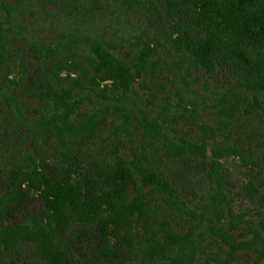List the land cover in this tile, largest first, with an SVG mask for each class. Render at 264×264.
<instances>
[{
    "label": "rangeland",
    "instance_id": "1",
    "mask_svg": "<svg viewBox=\"0 0 264 264\" xmlns=\"http://www.w3.org/2000/svg\"><path fill=\"white\" fill-rule=\"evenodd\" d=\"M210 2L208 15H198L199 21L191 25L179 24L173 37L214 45L219 30ZM83 7L82 0H0V96L12 93L25 109L33 108L32 115L34 110L38 115L42 109L29 102L27 86L50 70L66 81L71 77L83 84L76 91L80 122H90L91 112L98 113L99 121L72 139L71 153L50 138L37 140L36 148L28 141L27 149V132L11 134L0 125V196L7 193L12 157L30 150L37 167L50 172L64 166L61 151L69 154L66 166L71 169L61 172L72 194L97 192L98 184L105 185L113 175L118 158L130 160L143 154L153 170L169 176L177 196L170 198L150 183L129 186L124 215L143 207L148 217L113 222L107 237L99 224L71 223L60 229L63 264H161L178 257L184 259L182 264H264V89L255 91L245 78L221 68L191 69L189 88L173 85L164 64L172 62L171 55L177 56L154 31L159 25L152 27L141 12L125 13L107 0L98 7ZM103 38L115 39L116 49L134 68L145 63L148 69L154 60L160 65L136 75L126 92L97 96L91 93L95 85L85 78L89 57L83 51ZM28 72L34 74L29 85ZM254 99L259 105L251 112L244 110V104ZM238 105L243 108L234 109ZM5 107L4 102L2 122ZM213 160L227 171L224 197L216 194L209 179ZM22 187L31 198L5 216L18 237L12 249L4 250L3 264H46L39 253L48 256L46 245L39 246L43 240L39 227L47 216L37 193L26 184ZM220 211L225 214L219 218ZM108 212L105 209L103 214ZM226 238L235 245L234 251ZM153 242L159 248L154 249Z\"/></svg>",
    "mask_w": 264,
    "mask_h": 264
},
{
    "label": "trees",
    "instance_id": "2",
    "mask_svg": "<svg viewBox=\"0 0 264 264\" xmlns=\"http://www.w3.org/2000/svg\"><path fill=\"white\" fill-rule=\"evenodd\" d=\"M82 1L85 9L98 7L101 2V0ZM210 1L107 0V3H112L118 8L120 6L125 13L141 12L152 27L159 25L158 30H152L160 33L165 43L175 50L177 56L174 58L171 55L172 62L164 64L166 68L164 70L172 75L173 85L183 84L189 88L191 85L187 76L190 75L191 69L215 71L221 68L233 74L235 78H245L247 85L249 87L252 85L255 91L263 90L264 0H212L215 6L212 19L219 30V37L214 45L205 40L200 42L196 39L190 41L179 36L173 37V34L177 33L179 24L184 22L191 25L199 21L197 20L198 15H208L211 9ZM115 41L111 38L99 39L90 50L83 51V54L89 57L88 67L84 71L85 78L95 85L91 93L97 96L105 97L103 94L108 91L112 95L122 91L126 92L133 86L136 75L140 77L150 67L160 65L159 60H156L157 62L154 60L148 69L144 68L145 63L139 68L132 67L116 49ZM68 50L71 51V48ZM35 52L40 58L37 48ZM134 71H137V74H134ZM33 79L34 74L28 72L27 81L25 80L27 84ZM100 82H107L106 86L101 88ZM108 83L110 86H107ZM80 86L83 87V84L78 80L70 77L69 81H66L59 73L46 71L43 76L33 81L31 86H27L30 87L29 102H37L42 109L41 113L35 115L37 113L34 110L35 114L32 115L30 112L33 110L32 107L25 109L14 94L3 93L0 96V106L2 107L5 102L7 107L2 112L4 120L0 121V125L4 124L11 134L21 135L27 132L26 140H29L24 141L27 149H29L28 141L32 147L34 145L36 148L37 145L34 143L37 140L42 139L47 142L50 138L51 141H55L71 153L73 149L69 144L72 139L88 131L90 123L94 127L99 125L97 112L89 114L90 122L86 120L80 122L77 118L80 101L76 91ZM257 105H259L258 100L254 99L253 103L244 104V110L251 112ZM242 108L243 106L238 105L234 109ZM30 154H32L31 150L18 158L14 154L10 180L6 182L7 193L0 196V264H3L4 250L12 249L18 237L13 226L5 223V216L14 208L25 206L31 198L30 191L23 188L22 184H26L31 191L34 190L37 193L47 216L39 227L43 234V240L39 246L42 249L46 245L48 256L44 257L41 250L39 253L46 260V264H63L65 251L59 241V234L60 229L66 228L71 223L99 224L105 231L104 236L107 237L113 222L129 220L133 216H136L140 222L144 216L148 217V211L146 212L143 207L135 208L130 216L124 215L123 204L129 186L135 189L150 183L170 198L177 196L169 176L153 170L150 159L143 154H135L130 160L118 158L113 166V175L105 185L99 183L97 192L86 190L77 194L71 193L69 181L62 176L61 169L70 168L66 164L69 165L68 161L71 157L66 151H61L63 160L65 159V162H62L64 166H56L51 172L38 168L36 165L38 160L35 161ZM210 166L209 179L215 187L216 194L224 197L228 183L227 171L220 162L215 160L210 162ZM105 209H108V215L103 214ZM221 211L218 214L219 218L225 214ZM229 225L232 224L229 223ZM226 242L234 251L236 247L233 242L229 238H226ZM153 244L151 245L154 249L159 248L158 242H153ZM1 246L4 247L3 251ZM167 259L166 261L161 260V264H182L184 262L181 257Z\"/></svg>",
    "mask_w": 264,
    "mask_h": 264
}]
</instances>
